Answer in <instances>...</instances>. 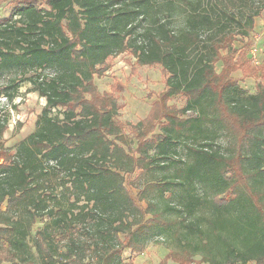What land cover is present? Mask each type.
<instances>
[{"label":"trees","instance_id":"1","mask_svg":"<svg viewBox=\"0 0 264 264\" xmlns=\"http://www.w3.org/2000/svg\"><path fill=\"white\" fill-rule=\"evenodd\" d=\"M152 1L9 0L10 15L0 20V79L7 78L0 94L11 102L26 81L45 106L15 155L1 144L7 126L0 119L1 260L30 264L31 227L48 218L35 234L43 264H57V257L78 264L88 253L96 264H122V249L142 253L157 228L174 231L185 259L264 264V83L247 92L232 77L239 67L233 43L243 34L222 25L229 0H170L184 15L177 31L163 16L150 14L142 23ZM256 1L250 26L264 9V0ZM128 49L137 66H160L166 87L159 109L129 124L137 139L134 154L109 139L126 143L118 105L93 82L110 53ZM176 96L185 99L182 109L167 105ZM57 108L62 120L48 115ZM154 127L158 134L146 139ZM172 140L184 141L189 162L155 188L167 192L194 182L201 188L196 199L205 205L198 213L188 208L184 222L153 210L145 219L125 176L142 174L149 152ZM180 256L170 252L163 261L183 264Z\"/></svg>","mask_w":264,"mask_h":264},{"label":"rangeland","instance_id":"2","mask_svg":"<svg viewBox=\"0 0 264 264\" xmlns=\"http://www.w3.org/2000/svg\"><path fill=\"white\" fill-rule=\"evenodd\" d=\"M152 2L153 4L146 6L143 24L148 21L149 15L152 14V16H163V20L174 31L181 28L184 15L175 3L170 5L172 4L170 0H154ZM13 6L14 3H10L9 0L0 3V20L9 17ZM225 6L224 10L228 13V19L224 18L222 20L225 31L235 36L243 34L237 36V42L233 43V46L239 52L235 57L239 67L232 73V77L239 80V86L242 89L254 93L255 85L259 82L264 83V60L257 59L259 65H253L250 62V51L255 46L256 40L264 38V9L259 17L253 19L254 24L250 26L248 15L250 10H253V12L257 10L258 3L256 0L254 4L250 0H229ZM128 42L126 41L124 44L127 45ZM262 43L260 42L259 45L260 53L264 52V44ZM105 67L106 70L100 77L94 76L93 82L99 93H110L116 100L118 105L116 119L123 125V140L126 143H120L115 137H109V139L125 150L129 149L130 153L134 154L137 148V139L136 134L131 132L129 124L135 125L144 120L152 107V111L159 109L161 96L166 89L165 76L162 74L160 66H137L130 49L110 53L105 60ZM220 67L219 63L216 64L215 70L219 72ZM96 68L101 70L102 66L97 65ZM43 71L47 72L48 69L44 68ZM6 80V77H2L0 86ZM167 105L182 109L185 106V99L181 96L172 97L168 100ZM44 106L45 100L39 97L33 87L26 81L18 85L11 102L6 101L3 95L0 94V119H5L7 126L1 137V144L9 155H15L19 145L35 131ZM48 115L51 118L62 120L63 109H51L48 111ZM191 115V112L187 114V116ZM154 123L156 127L159 124L156 121ZM156 127H154L153 133L146 136V139L158 134ZM169 142L151 150L149 152L150 158L145 162L148 163L145 171L141 174V170H134V172L125 176V182L131 198L142 210L145 219L150 218L148 212L153 210L174 222H184L190 217L187 212L188 208L198 213L200 210H197L203 208L205 203L197 201L196 196L201 195V188L194 182L184 183L181 188H171L167 192H161L158 188H155V186L157 187V185L166 181L167 178H172L178 170L184 168L189 162L184 141L172 140ZM148 203L153 206L152 209L147 207ZM48 222V218L37 219L31 227L27 239L30 264H43L42 258L35 248V234L39 228H42ZM173 232L172 229L162 231L157 228L154 235L146 241L143 252L140 254H132L129 249L123 248L121 263L176 264L171 260L163 261L164 257L170 252L183 256L179 253L181 252L180 244L174 240ZM80 235L81 238L85 239V245L88 246L89 235L87 231H80ZM122 239L123 236H120V240ZM111 241L114 250L119 249L116 241L114 239H111ZM91 257L92 254L88 253L87 259L78 264H96V260ZM1 258H3V255H0V264H9ZM182 259L183 264H207L200 262L198 256ZM60 261L61 259L57 257L56 263L61 264ZM162 261L164 263H161Z\"/></svg>","mask_w":264,"mask_h":264},{"label":"built area","instance_id":"3","mask_svg":"<svg viewBox=\"0 0 264 264\" xmlns=\"http://www.w3.org/2000/svg\"><path fill=\"white\" fill-rule=\"evenodd\" d=\"M250 55V62L255 66L259 65V62L257 60V48L255 46L251 48Z\"/></svg>","mask_w":264,"mask_h":264},{"label":"crops","instance_id":"4","mask_svg":"<svg viewBox=\"0 0 264 264\" xmlns=\"http://www.w3.org/2000/svg\"><path fill=\"white\" fill-rule=\"evenodd\" d=\"M260 42L262 43V44H264V38H261L260 40H256V44H255V47L257 48V58L258 59H262V60H264V52L262 51L261 53L259 52V45H260ZM259 52V53H258Z\"/></svg>","mask_w":264,"mask_h":264}]
</instances>
